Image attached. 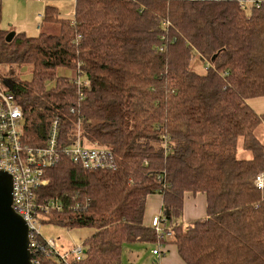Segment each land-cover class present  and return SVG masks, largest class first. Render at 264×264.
Segmentation results:
<instances>
[{"label": "trees", "instance_id": "1", "mask_svg": "<svg viewBox=\"0 0 264 264\" xmlns=\"http://www.w3.org/2000/svg\"><path fill=\"white\" fill-rule=\"evenodd\" d=\"M42 17L60 32L7 41L0 5V75L23 109L25 143L43 146L58 118L62 143L79 136L113 152L111 168L94 170L63 155L39 190L84 204L49 217L91 231L73 264H122L124 245L156 246L145 221L155 193L174 230L161 243L186 264H264V113L248 103L264 96V3L76 0L71 18L49 4ZM187 193L205 194L207 209L185 226Z\"/></svg>", "mask_w": 264, "mask_h": 264}, {"label": "built area", "instance_id": "2", "mask_svg": "<svg viewBox=\"0 0 264 264\" xmlns=\"http://www.w3.org/2000/svg\"><path fill=\"white\" fill-rule=\"evenodd\" d=\"M240 5L251 4L260 7L264 0H235ZM9 79L0 75V170L7 171L12 177L13 209L28 225L29 249L33 264H43L48 258L62 264H73L85 256L83 242L76 243L69 251L61 252L56 248L53 238H45L40 230L45 218L54 213L83 207L78 194L67 197H55L42 201L40 189L49 183L47 169L59 163L62 156L69 157L84 169L94 170L111 168L113 152L103 146L85 144L78 136L72 144H64L60 139L59 119L51 124L46 143L33 146L23 139V109L18 101ZM258 189L264 190V173L255 178ZM68 202V203H67ZM159 242L153 249L154 255H160L162 240L174 235L165 211L162 209L151 219Z\"/></svg>", "mask_w": 264, "mask_h": 264}, {"label": "rangeland", "instance_id": "3", "mask_svg": "<svg viewBox=\"0 0 264 264\" xmlns=\"http://www.w3.org/2000/svg\"><path fill=\"white\" fill-rule=\"evenodd\" d=\"M47 4L55 6L59 15L65 18H71L76 10V0H4L1 3L2 25L10 29L12 26H17L15 29L17 32L25 31L28 35H38L41 31L59 33L60 24L58 22H44L43 20L42 16ZM41 23L44 24L40 27ZM202 68L204 69V66L200 67L201 70ZM7 70V66L0 69L2 73ZM29 71V67L20 69L23 77L27 78L31 75ZM261 130L260 127L259 134L262 138ZM40 230L45 238H53L56 241V248L61 252L69 251L76 243L72 231L51 221L49 217L45 218ZM153 246L148 242L124 245L122 264H158L152 253ZM54 259L57 258L54 257Z\"/></svg>", "mask_w": 264, "mask_h": 264}, {"label": "water", "instance_id": "4", "mask_svg": "<svg viewBox=\"0 0 264 264\" xmlns=\"http://www.w3.org/2000/svg\"><path fill=\"white\" fill-rule=\"evenodd\" d=\"M15 34V31H10L7 41L12 40ZM12 202V177L7 171L0 170V264H33L28 225L14 211Z\"/></svg>", "mask_w": 264, "mask_h": 264}, {"label": "crops", "instance_id": "5", "mask_svg": "<svg viewBox=\"0 0 264 264\" xmlns=\"http://www.w3.org/2000/svg\"><path fill=\"white\" fill-rule=\"evenodd\" d=\"M4 0H0V5ZM6 27V26H4ZM7 28V27H6ZM9 28V27H8ZM15 27H11V31L17 32ZM249 105L258 113H264V96L255 97L248 100ZM262 140L264 141V127L261 130ZM239 156L245 159H251L252 153L248 150H245L243 146L240 147ZM163 198L161 194L155 193L151 194L147 200L146 212H145V221L147 225H150L152 217L158 214L163 209ZM207 209V200L205 194L202 193H187L185 198L184 212L181 217V224L187 225L194 220L205 215ZM91 234V231H72V236L75 239V242H82ZM75 243V244H76ZM155 244L153 246V249ZM152 249V251H153ZM153 253V252H152ZM155 261L158 264H186L181 258L177 246L174 243L168 242L164 243L160 255H154Z\"/></svg>", "mask_w": 264, "mask_h": 264}]
</instances>
